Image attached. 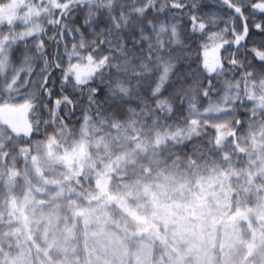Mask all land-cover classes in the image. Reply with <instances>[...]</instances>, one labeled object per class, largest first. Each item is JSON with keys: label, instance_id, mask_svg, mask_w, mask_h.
<instances>
[{"label": "rangeland", "instance_id": "374dc122", "mask_svg": "<svg viewBox=\"0 0 264 264\" xmlns=\"http://www.w3.org/2000/svg\"><path fill=\"white\" fill-rule=\"evenodd\" d=\"M201 1L189 0V3H196L197 7L193 12L198 17H202L205 24L210 27H206L203 43L208 47L206 49V60L208 65H211L216 62L220 53V48L216 45L222 42L220 39L216 41L209 40L207 35L210 32L220 33L222 38L226 33L228 35L230 33L228 28L230 19L228 17V24L226 19L223 22L220 21L224 18L221 12L213 9L214 0H208L207 7H204ZM143 2L144 0H137L135 3L140 7L143 6ZM163 2L164 0H162ZM216 3L218 2L216 1ZM223 7L227 9L225 5ZM209 18H212L213 23H209ZM47 26L51 25L46 24L45 27ZM24 28V25L17 24L16 30L23 31ZM225 28L228 30L222 31ZM64 36L65 34L61 37V40L70 51L71 48L66 43ZM57 54L60 57L58 59L59 63L65 62L66 67L64 68H67L68 58H64L65 50L63 46L59 47ZM71 62L73 64L82 63L75 57ZM32 67L33 72L30 76L26 77L21 73V79L26 81L25 86L19 90H0V107L17 108L38 97V88L41 84L40 75H38L40 71L36 70L37 66L34 64H32ZM75 91H71L70 87L64 89L65 94L73 100V104L80 98L78 90L75 89ZM214 94H216V91H211L210 96H207V101L212 100L211 95ZM207 108L209 107L206 106L203 110L205 111ZM225 110V112H204V115L199 116V119L207 117V123L210 125L222 123H228L229 125L228 129L222 130L223 135L220 137L219 142L215 139L218 133L216 132L213 135L211 143L214 146L217 145L216 150H212L213 153L210 151L205 153L206 147L202 146L203 151L200 155H203V167L205 168H196L194 174H191L187 169L176 171L177 173L173 171L175 175L170 176L164 173L161 175L158 165L160 145L174 141L164 134V129L157 134H143L142 137L138 136L136 138L135 127H130L131 124L127 121H124L127 127L122 126V130H114V127L109 126L110 122L98 120L99 113L92 108V119L99 124V127L93 130L91 108H88L89 116L85 119L81 131L82 141L84 142L83 156L80 159V162H82V177L86 179L87 183H89V178L91 179L90 174L94 172L103 171L108 175L115 173L118 177H123L125 182L121 184L120 192L113 190L114 188L112 189V181H110L112 193H109V195L113 197L118 195L117 203L128 216L157 227L166 236V246L169 247L167 252L168 263L163 261L153 263L151 260L152 244L143 240L137 246L132 264H264V253L260 252L257 247L253 252L250 251L251 256L248 257L250 246L254 242L260 247L264 246V235L260 238L252 228V219L247 218L250 213L246 215L245 212L242 215L245 218L237 219L236 216H233L229 223H222L227 215L230 216L231 202L235 201L236 203L240 198L246 202L256 204L257 218L252 211L251 213L257 220L255 222L264 228V192L260 191L261 187L258 181V179L264 180V151L260 150V146L257 144L258 139L248 133L238 135L234 143L227 139L235 138V135L230 134L232 132L230 130L232 128V118L229 109L226 108ZM47 115L48 108L45 104L30 110L28 119L31 120L32 123L30 124L33 125L31 126L35 133H40L42 123L47 122ZM216 117L221 118L216 119ZM130 118H133V115H129L128 119ZM59 119L61 120L60 117ZM53 122L55 128L65 127L63 124L59 125L55 120ZM161 123L163 124L165 121ZM9 127L10 125L0 123V133L4 130H10ZM137 131L139 134L143 132L140 128H137ZM70 132V127L57 131L62 145L52 149L50 157L47 155L49 148L46 150L44 144L41 147H35L37 151H34L39 156L41 164L44 165L39 172L35 171L36 169L29 159H23L21 174L23 178L25 177V190L19 199V203L22 210L25 213L27 212L28 220L25 217L24 221L26 222L22 229H9V232L5 233L8 236L3 238V242L8 243L5 240H9L8 237L11 234L26 237V240L20 243H24L26 255L21 253L18 256L17 264H33L30 260L26 261V256L31 255V250L34 248L41 250L39 253L44 254L43 261H51L49 264H79L77 258L81 254L74 253L75 248H78L76 245L77 240L74 239L76 224L70 211L65 215L64 213L69 208L74 213L77 211V205L74 201L77 200V197H80V190L74 183H76V177L80 175L72 173L70 174L72 183L62 182L58 185H55V176L50 177L47 175L50 171H54L53 167L49 165L52 155L56 154L57 150L60 151L57 156L67 150L69 146L67 140L68 137L70 138L68 133ZM252 145L259 147L248 151L246 156L249 161L248 166L243 171L238 172L243 179V185L245 184V192L233 195L230 192L232 181L229 180V172H235V169L232 168L237 163V155L235 154L241 153L243 149L248 150V147ZM4 152L7 151L0 150V183L5 182V185H0V188L4 189L3 194L0 195L2 203L7 202L12 197L18 185L17 178L14 177L18 173L14 171L15 169H12L14 175H11L6 168L5 161L9 166L15 168L20 157V154H10L9 152L5 156ZM216 152H218V155L215 154ZM63 160V165L70 167L67 165L70 157L63 155ZM238 173L236 172V174ZM59 177L62 178V173ZM249 185L254 186V188L250 189ZM89 203L92 206H90L91 210L88 211L87 217L83 216L86 223L87 244L89 245L88 260L93 264H101L99 261L102 258H99V256L102 253L106 255L108 250L115 253L119 250L120 260H125L124 264H127L128 256L125 252L127 253L128 246L126 248L123 246L126 244L122 243L124 241L123 236L120 235L119 245L115 244L112 238L109 239V234L116 232L111 227H116L118 231L122 232L125 229V220H120L119 225L115 222L108 224L107 218L104 216L106 228L103 231L102 228L96 227V223L98 222V214L106 215L103 210L105 206L100 204L98 198H91ZM42 204L46 206L45 209H43ZM57 204L65 206V209L60 211L61 216L64 215V217L63 220L54 222V219L56 220L53 216L54 206H58ZM9 209V214L14 212L10 206ZM56 210H58L57 207ZM91 227L97 228L98 233L91 234ZM28 240L33 243H29ZM11 244L13 242H9L8 245ZM170 249H175L174 256L171 255ZM253 255L256 256L253 257Z\"/></svg>", "mask_w": 264, "mask_h": 264}, {"label": "trees", "instance_id": "16d2710c", "mask_svg": "<svg viewBox=\"0 0 264 264\" xmlns=\"http://www.w3.org/2000/svg\"><path fill=\"white\" fill-rule=\"evenodd\" d=\"M216 1L218 3H216ZM135 2H137V0H135ZM186 2L188 5H191V3H189V0ZM201 2L204 7L208 6V0H202ZM233 2H235V0H233ZM250 2L256 3L258 2V0H250ZM125 3L131 4L133 3V0H125ZM160 3H162V0L157 1V5H159ZM223 5L224 4H222L220 0H214V3L212 4L213 9L218 10L223 15L222 17L224 19H221V22L226 19V22L228 24V17L230 19L228 24L230 33L228 35L226 33L221 40L222 43L223 40L228 41V43H223V46L219 47L220 53L216 59V61H219L223 65L224 69L223 73L219 75L215 72L208 71V69L205 67V64H208L206 60V49L208 47L204 45L203 40L205 38V32L209 25L206 24L207 28L205 27L203 32L193 31L192 21L188 15V7L180 10L166 8L164 12L160 13H157L155 9L150 7L143 17L133 14L128 29H122L120 35H122L124 40L126 41V47L131 48L132 45L130 36L134 35L138 39L140 35V28H143L149 35L152 34V29L148 25L149 20H152L153 23L164 22L166 25L174 23L177 26V31L179 33V39L181 43L173 44L172 48L179 55V59L173 61L175 67L173 69V74L170 75L169 83L178 79L183 83L184 88L189 89L190 91L188 96L183 97L182 104H174L173 112L170 115L166 113H158L160 115V124H162L161 122L165 121V123L163 124L174 127H186V122L190 121L191 119H199V116L189 113V99H194V102L196 104V112L200 113L201 115H204L205 111L203 109L206 106L221 107L224 109L228 108L230 117L232 118V128L230 130L235 131V138L227 139L234 143L238 135L248 133L258 139L257 144L260 146L258 147L261 151H264V122L257 121L251 125L248 124L251 117V109L254 108L255 102L247 100L244 97L235 99L232 103H227L225 101L226 96L229 97V99H232L237 95V92L240 91L236 89H228L225 83L226 81L232 82L233 84L237 81H241V77L245 69L252 72L254 75H258L261 71V66L262 64H264V62H261L258 57L255 56L252 49L256 48L258 51H264V32L258 30L255 27L256 24H260L262 25V27H264V13L258 11L253 12L249 7L242 8L244 16L246 17L248 34L247 37H245V39L242 40L239 45H237L232 41L237 35L242 32L245 21H241L235 16H229L230 9L226 5L225 6L227 7V9H225ZM136 6L139 7L138 4H136ZM86 18V11L78 10L71 17V23L69 24V27H75L79 29V31L72 32L71 34L65 33L64 36L66 43L70 46L71 49L72 45L74 43H77L81 36L83 37V39L86 41V46L84 49L80 50L82 56L88 55L90 53L91 46L93 44H98L99 39H103L102 36H99V33L102 30L106 32L110 27V22L107 20V18H105L100 23L92 22L91 24L85 23ZM40 24L41 27L46 30V32L41 33L39 38L44 39L45 48L48 53V60L49 62H51L54 56L58 53L59 49H57V46L51 40V37L56 34L53 31V28L55 26L51 25L45 27L46 23H43L42 19L40 21ZM163 38L167 40V36ZM34 43L35 39L33 37H28L26 38V41H18L15 45H13V51L16 52L17 50H21L31 53L34 48ZM103 47V45H99L100 49H102ZM139 47H146V44L142 42ZM64 58L67 59L66 55H64ZM232 59H235L240 63L233 66L230 63ZM56 63L61 66L59 68L54 67L48 70L50 73L47 77L48 83L44 85L40 84V87L38 88V97L33 101L27 102L31 103L32 105L30 109L23 110L19 106L17 108H14L16 109L15 111L0 112V123H3V121L7 119L17 125H23L25 122L29 124L32 123L31 120L29 121L28 119L30 110L35 107H41L44 104L48 108L47 122L44 124L42 123L39 134L35 133L32 127V133L30 136H24L23 134H21L20 136L16 137L17 142L12 147L4 148V150L9 152L10 154H20V157L15 168L9 166L5 161L6 159L4 160L6 168L11 175H14L12 169H15L14 171L18 173L17 175H14V177L17 178L18 185L15 193L12 194V197L7 202L2 203L0 201V264H17L18 256L21 253H25L26 255V248L24 246V243L20 244L26 240V237L11 234L10 237H8L9 240L4 239L5 241H8V243L3 242V238H6L8 236L5 233L9 232V229L11 230L13 228H16L20 230L26 222L24 221V218L26 217V220H28L27 212L25 213L22 210L19 203V199L22 196L23 191L25 190V177L23 178V175L21 174L23 171V159H29L30 163L36 169L35 171L39 172L42 167H44V165L41 164L39 156L35 153V151H37L35 147H41L44 144L46 150L49 148V153H47V155L50 157V152L52 149L61 147L62 142L58 136L59 134L57 133V131L63 130L65 129V127L71 128V132L68 133V135H70V138L68 137L67 140L69 146L65 153L57 156V153L59 154L60 152L59 150H57V153L52 155L49 161V165L53 167L54 171H50V173H48L47 175H49L50 177L52 175L55 176V185H58L62 182L72 183V181H70V174L72 173H77V175H80L76 177V183H74L80 190V197H77V200L74 201L77 205V211L76 213H74L69 208L64 213L65 215L68 211H70L72 213L73 221L76 224L74 239L75 241L77 240L76 245L78 246V248H75L74 253L81 254V256L79 255L77 258L78 263L93 264L88 260L89 245L87 244L88 241L86 223L84 222L83 218L84 215L85 217H87V214H89L88 211L91 210V204L89 203V201H91V198H98L100 204L104 205L106 208H102L105 211L106 215L98 214L97 216V228H102L103 231L105 230L106 221L104 216H106L108 224L115 222L117 225H119L120 220H125V229H123L122 232L118 231L116 227H111L112 229H115L116 232L110 233L109 239L112 238L115 244L119 245L120 235L123 236L124 241L122 243H126L123 246H125V248L128 246L127 253L125 252V254L128 256L127 264H132L134 262V254L137 246L143 240L149 241V243L152 244L151 260L153 263H158L160 261L168 263L169 259L167 252L169 250V247L166 246V236L163 235L157 227L145 222H141L139 219H134L128 216V214L124 212L117 203L118 195H116L115 197L109 195V193H112L110 181H112V189L114 188L113 190L120 192L121 184L125 182V179L121 176L118 177L115 173L108 175L105 172L101 171L90 174L91 179L89 178V183H87L85 181L86 179L82 177V162H80V159L83 156L82 149L84 146L81 131L83 129L85 116H89V105L87 102L88 87L99 86L104 89V92L99 94L100 113L98 114V120H101L100 115H103V117L106 118L104 120L106 122L115 120L116 123L109 124V126L114 127V130H122V126L127 127V124H125L124 121L128 120L129 115H132V113L129 112L128 109H135L136 113L140 114L138 116H133V118L142 120L144 124L130 125V127H135V130L137 132V134H135L136 138L138 136L142 137L143 134H157L163 129L160 127H151L150 125L152 124V113L148 112L146 109L142 112V109H144L145 105H148L150 109H155L154 100L156 98L150 96V91L148 90L147 85H145L144 87H141L139 89H134L130 94V97L124 98L123 101H121L119 96L105 100L104 97L108 92V89L106 87V84H100L99 79L90 80L89 85L85 86V90L81 92L79 87L74 88L72 86V84L74 83V77H69V82H62L61 69L66 70L67 68H64L66 66L64 65L65 62L63 61L61 62L62 64L59 63V60L56 61ZM33 64L37 66L36 70L39 71H41L44 66L43 61L39 59L35 60ZM177 72L178 77L176 75ZM109 78L115 79L114 77H111V73L106 72V83ZM209 82H211V84L213 85V87H211L210 89ZM67 87H70V90L74 92H76L75 89H77L80 98H78L77 102L71 106L62 103L58 109L55 105V101L57 99H61L62 95H66L64 89ZM242 88L243 84H241V89ZM45 89H50V96L45 91ZM167 89L168 85H165V91L160 94L161 98L168 95ZM200 89H208L209 94L211 91H216V94L211 95L212 100L207 101V96L202 95V93L199 91ZM209 94L208 96H210ZM137 95L140 96V99L135 98ZM220 104L223 105L219 106ZM92 108L93 110H96V106L91 107V121L93 123L92 129L95 130L96 127H99V124L92 119ZM59 117L61 118V120L57 119ZM54 120L59 123V125L63 124V126L65 127L55 128V124L53 122ZM237 120L240 122L239 124H235V121ZM137 128L142 129L143 132L139 134ZM216 132L217 130L213 128L212 125L207 123V125L201 130V135L199 137L194 136L191 140H184L183 142H181L179 138H177L176 141L170 142L169 144L160 145L158 163L160 167V174L162 175L164 173L171 176L174 174L173 171H184L186 169L191 174H194L196 168L204 166L203 155H200V153H202L203 151L201 149L202 146L206 147L205 153H208L209 151L213 153V151L216 150L217 145L214 146V144L211 143L213 140V135ZM258 147L256 145H252L248 147V150L243 149L241 153L235 154L237 155V163L236 166L232 167L233 169H235V172H229V180L232 181L231 189L233 190H231L230 192L233 195L237 193L239 195L245 192V184L243 185V179L242 177H240L238 172L241 170L243 171V169L248 166L249 161L248 157H246L248 151H250L251 149H258ZM215 154L218 155V152H216ZM63 155L70 157V161L67 164L70 167H65L63 165ZM236 172L238 174H236ZM61 173L62 178L59 177ZM258 181L261 187L260 191L264 192V180L258 179ZM1 184L5 185V182L0 183V185ZM249 188L253 189L254 186L249 185ZM3 190L4 189L0 188V195L1 193L3 194ZM57 205L58 206H54L55 209L53 216L54 218H56V220L54 219V222L63 220L64 217V215L61 216L60 211L65 209V206L60 204ZM9 206L14 211L11 214H9ZM42 207L43 209L46 208L44 204H42ZM56 207L58 210H56ZM251 211L257 218L256 204L246 202L245 200H241L240 198H238V202H231L230 216L227 215L224 219L225 222L223 221L222 223H229V220L233 219V216H236L237 219L245 218L242 217V215L245 212L246 215L247 213H250V216L247 218H251L253 224H251L250 222L249 223L252 225V228L254 229L256 234L261 238L264 235V228L261 227L257 222H255L256 219L254 218V215H252ZM246 221L248 220L246 219ZM97 228L91 227V234L98 233ZM9 242H13V244L8 245ZM28 242L33 243L31 242V240H28ZM256 247L260 252L264 253V246L260 247L259 245H257V243L254 242L250 246L248 257L251 256V252H253ZM170 250L171 255L174 256L175 249ZM31 252V255L26 256V261L30 260L33 264H49L51 262L43 261L44 254L39 253L41 252L40 249L34 248L33 250H31ZM119 255V250H117L116 253L108 250L106 255L102 253V255L99 256V258H102L99 262H101V264H124L125 260H120ZM255 256L256 255H253V257ZM95 260L97 261V259Z\"/></svg>", "mask_w": 264, "mask_h": 264}, {"label": "snow or ice", "instance_id": "6c2138e0", "mask_svg": "<svg viewBox=\"0 0 264 264\" xmlns=\"http://www.w3.org/2000/svg\"><path fill=\"white\" fill-rule=\"evenodd\" d=\"M220 2L230 9L229 16H235L241 21H245L242 32L232 41L239 45L248 34L246 17L242 8L249 7L253 12L264 13V0H258L256 3H251L250 0H235V2L233 0H220ZM150 7L155 9L157 13L164 12L166 8L180 10L188 7V15L192 21L193 31L203 32L206 27L203 18L198 17L193 12L197 7L196 3L188 5L185 0H164L159 5H157V0H144L143 6L140 7L136 6L135 0L131 4H126L125 0H0V90H19L25 86L26 81L21 79V73L26 77L30 76L33 72L32 64L37 59L42 60L44 63V67L38 73L42 85L48 83L47 77L50 74L48 70L60 67L56 63L60 59L59 55L56 54L53 60L49 62L44 39L39 38L41 33L46 32L40 24L42 19L43 23L55 26L53 31L56 34L51 37V40L57 46V49L61 46L64 47L65 55L68 58L67 69H61L62 82H69V77H74L72 86L74 88L79 87L80 91L83 92L85 86L89 85L90 80L99 79L100 84H106L108 89L104 97L105 100L119 96L121 101L130 97L134 89L147 85L150 96L156 98L154 100L155 109H150L148 105H145L144 109H142V112L146 109L152 113V124L150 126L163 128L164 134L174 141L177 138L183 142L184 140H191L194 136L199 137L201 130L207 125V117L191 119L186 122V127H173L159 123L160 115L158 113L170 115L173 112L174 104H182L183 97L188 96L190 91L185 89L183 83L178 79L169 83L170 75L173 74L175 67L173 61L179 59V55L173 50L172 45L181 43L176 24L166 25L164 22L153 23L152 20H149L148 25L152 29V34L149 35L143 28H140L138 39L134 35L130 36L131 48L126 47V41L120 35L122 29H128L133 14L143 17ZM78 10L86 11L87 18L85 23H100L105 18L110 22V27L107 31L102 30L99 33V36H102L103 39H99L98 44H93L90 53L86 56H82L80 51L86 46V41L82 36L77 43L72 45L71 51L60 39L65 33L71 34L79 31L75 27H69L71 17ZM209 23H213L212 18H209ZM17 24L24 25V30L17 31ZM255 27L264 32L262 25L256 24ZM227 30L225 28L222 31ZM165 36H167V40L163 38ZM28 37L35 39L33 51L31 53L21 50L14 52L13 45L18 41H26ZM207 39L216 41L223 38L220 33L210 32L207 35ZM142 42L146 44V47H139ZM223 43H228V41L223 40ZM223 43L216 46L222 47ZM99 45L104 47L100 49ZM252 51L261 62H264V51H258L256 48H253ZM74 57L82 63L73 64L71 61ZM17 62H19L18 66ZM230 63L235 66L240 62L232 59ZM205 67L208 71L215 72L218 75L224 71L223 65L219 61L211 65L206 63ZM106 72L111 73V77L115 79L109 78L106 83ZM176 75L178 77V72ZM225 83L230 90H240L232 99L226 96L225 101L232 103L233 100L241 97L255 101L248 124L251 125L257 121L264 122V64H262L258 75H254L245 69L241 81H237L234 84L228 81ZM241 84H243L242 89ZM165 85H168V95L161 98L160 94L165 91ZM211 87L213 85L209 82V89ZM45 91L49 96L51 95L50 89H45ZM199 91L204 96L209 94L208 89H200ZM87 92L89 107L96 106V112L100 113L99 94L103 93L104 89L99 86L88 87ZM135 98L140 99V96L137 95ZM62 103L71 106L73 105V100L67 95H62L61 99L55 101V105L58 108ZM188 104L190 114L201 115L196 112L194 99H189ZM20 107L23 110H28L32 105L26 102ZM15 110L12 107H0V112ZM128 111L133 116L140 115L136 113L135 109H128ZM213 111L225 112L226 110L213 106L205 109V112ZM87 117L85 116V119ZM220 118L216 117V119ZM100 119L104 121L106 118L100 115ZM109 122L116 123L115 120ZM127 122L131 125L144 124L142 120L134 118L128 119ZM3 123L10 125V130H4L0 133V150L5 147H12L16 142V137L21 134L30 136L32 133V126L27 122L23 125H17L5 119ZM239 123L238 120L235 121V124ZM212 127L217 130L218 134L215 139L219 142L220 137L223 135L222 130L228 129L229 125L228 123L213 124ZM230 134L234 136L235 131ZM3 154L7 156V152Z\"/></svg>", "mask_w": 264, "mask_h": 264}]
</instances>
